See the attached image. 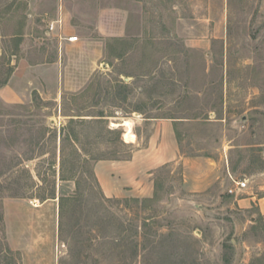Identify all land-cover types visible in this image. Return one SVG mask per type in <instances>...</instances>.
<instances>
[{
  "label": "rangeland",
  "instance_id": "rangeland-1",
  "mask_svg": "<svg viewBox=\"0 0 264 264\" xmlns=\"http://www.w3.org/2000/svg\"><path fill=\"white\" fill-rule=\"evenodd\" d=\"M68 36L103 51L66 54ZM55 63L43 96L0 102V264H264L261 219L221 178L264 174V0H0V83ZM166 119L179 158L153 196L105 198L94 164L129 159ZM9 200L36 210L11 207L7 228Z\"/></svg>",
  "mask_w": 264,
  "mask_h": 264
},
{
  "label": "crops",
  "instance_id": "crops-1",
  "mask_svg": "<svg viewBox=\"0 0 264 264\" xmlns=\"http://www.w3.org/2000/svg\"><path fill=\"white\" fill-rule=\"evenodd\" d=\"M69 38H73L69 41ZM62 43L63 51L67 53H75L82 50H88L91 46H99L95 49V53H102L103 48L99 42L80 41L77 36H68ZM45 69L43 64L30 66L21 64L16 68L9 82L0 88V102L6 105L17 104L27 100L29 93L33 91L43 96L44 85L56 86V75L58 69L56 63L49 65ZM44 72H50V83L43 77ZM86 81V80H85ZM83 81L73 85H66L61 80V90L76 92L83 88L87 83ZM75 85V86H74ZM70 86V88H68ZM155 120V119H154ZM153 128L145 145L139 146L137 139L130 141L136 144L137 148L133 150L131 157L127 160H104L94 164L93 173L95 180L105 198H150L154 193V173L160 167L169 164L179 158V150L174 133V125L171 120L150 121ZM153 122V123H152ZM220 160L216 163V167H221ZM223 168V165H222ZM206 173V172H205ZM207 174V173H206ZM221 178L229 189H235L234 194H229L228 198L232 204L242 210L250 211L255 209L256 215L262 218L261 225L264 230V174L260 176L247 175L242 180L247 181V187L238 190L232 181H236L235 172L223 168ZM241 181V180H240ZM202 188H208L206 183L202 184ZM228 193V192H227ZM17 207L20 212L14 213L16 221H24V215H31L35 208L29 207L23 200L5 201V223L8 228L7 213L11 207ZM44 208V206H43ZM26 213V214H25ZM9 216V214H8ZM252 221L255 217L251 218ZM25 234V233H24ZM33 253H37L38 249H33ZM23 261L26 264L28 255L23 252Z\"/></svg>",
  "mask_w": 264,
  "mask_h": 264
},
{
  "label": "trees",
  "instance_id": "trees-1",
  "mask_svg": "<svg viewBox=\"0 0 264 264\" xmlns=\"http://www.w3.org/2000/svg\"><path fill=\"white\" fill-rule=\"evenodd\" d=\"M12 71H13L12 69L9 70V74H8V76L6 77V79H5L2 83H0V87L6 85L8 79H9V76H10V74L12 73ZM97 117H99V119L96 120V122H98V123L106 122V121H105L106 119H103V118H105L104 115L101 114V115H98ZM106 129H107V132H108L109 134H113V135L116 134V136H118V140L120 141V143H121L122 145H125V143H123V141H122V139H121V136H122L121 130H119V129H110V128L108 127V125L106 126ZM112 152H113L112 157H111V159H109V160H127L128 157H129V155H127L125 158H119V157H116V154H117L116 151H112ZM99 160H102V159H99ZM103 160H104V159H103ZM135 201H137V199H135ZM143 201H147V199H143ZM143 201H142V202H143ZM260 219L262 220V218H260Z\"/></svg>",
  "mask_w": 264,
  "mask_h": 264
},
{
  "label": "built area",
  "instance_id": "built-area-1",
  "mask_svg": "<svg viewBox=\"0 0 264 264\" xmlns=\"http://www.w3.org/2000/svg\"><path fill=\"white\" fill-rule=\"evenodd\" d=\"M55 24L60 25V20H56L55 22H50L48 25V30L53 31L55 28ZM68 40L72 41L73 38H69ZM232 182H233L234 186L236 187V189H238V190H243L247 187V181L246 180H241V181L236 180V181H232ZM227 192H228V194H234L235 189H229Z\"/></svg>",
  "mask_w": 264,
  "mask_h": 264
},
{
  "label": "bare ground",
  "instance_id": "bare-ground-1",
  "mask_svg": "<svg viewBox=\"0 0 264 264\" xmlns=\"http://www.w3.org/2000/svg\"><path fill=\"white\" fill-rule=\"evenodd\" d=\"M113 126L117 127V125H114V124H113ZM118 126H119V125H118ZM120 126H121V127H124V128L127 129V130H126V138H127V139L130 138V137H131V133H132L130 122H129V121H124V122H122V123L120 124Z\"/></svg>",
  "mask_w": 264,
  "mask_h": 264
}]
</instances>
